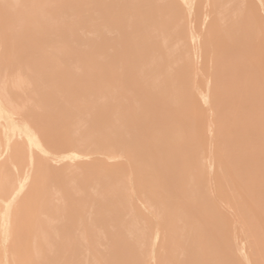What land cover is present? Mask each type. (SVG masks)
I'll return each instance as SVG.
<instances>
[{
    "label": "bare ground",
    "instance_id": "bare-ground-1",
    "mask_svg": "<svg viewBox=\"0 0 264 264\" xmlns=\"http://www.w3.org/2000/svg\"><path fill=\"white\" fill-rule=\"evenodd\" d=\"M180 1L0 0L3 264H264V0Z\"/></svg>",
    "mask_w": 264,
    "mask_h": 264
},
{
    "label": "rangeland",
    "instance_id": "rangeland-1",
    "mask_svg": "<svg viewBox=\"0 0 264 264\" xmlns=\"http://www.w3.org/2000/svg\"><path fill=\"white\" fill-rule=\"evenodd\" d=\"M170 1H172L174 4H176L177 5V3H178V8L180 9L181 7V9L180 10H182V9H185L184 7H185V4L183 5L182 4V2L180 1V0H170ZM183 5V6H182ZM184 11V10H183ZM201 21V20H200ZM196 25V28L198 29V27H197V22H194ZM206 23H208V20H207V22H205V23H202V21L199 23L198 22V26H199V30H205V28H206V26L208 25H206ZM193 24V23H192ZM205 24V25H204ZM190 25H191V23H190ZM194 25V24H193ZM192 25V26H193ZM204 27V28H203ZM113 32H115V31H112V33H110V35H112L113 34ZM114 34H116V32L114 33ZM15 63V64H14ZM17 63L16 62H13V65H12V67H11V69H14V70H16L17 69ZM16 68V69H15ZM0 133H1V127H0ZM1 135V134H0ZM40 156H41V154H40ZM53 156H51V157H47V165H48V168H65L67 165H68V163H69V161H68V163H67V160L66 159H58V157H56V158H52ZM5 158H6V156H3L2 158H0V169H1V171H2V173H5V172H8V173H13V174H17V170H19V168L17 167H15L12 163H10L8 160H7V158H6V161L4 162V160H5ZM52 158V159H51ZM85 158V157H84ZM4 159V160H3ZM49 159V160H48ZM83 159V158H82ZM82 159H80L79 161L80 162H91L92 161V159L91 158H89V157H86L85 158V160L83 159V161H82ZM86 159H88V160H86ZM112 161V160H111ZM78 162V161H77ZM2 165V166H1ZM19 165V164H18ZM24 165H26V160H25V162H24V164H23V167H24ZM27 166V165H26ZM1 167H3V168H1ZM13 167H14V170L16 171H13ZM20 167V166H19ZM17 169V170H16ZM21 169H23V168H21ZM12 171V172H11ZM24 172V171H23ZM214 198V196H212L210 199H211V201L212 202H215V201H217L216 199H213ZM137 201V202H136ZM140 202V203H139ZM136 204H139V206L141 205L142 207H143V204H142V202L139 200V199H135L134 200V205L137 207V214H138V216L139 217H142L143 215H144V211H142V210H140V207L139 206H137ZM139 207V208H138ZM141 207V208H142ZM230 210L231 209H229V210H227V208L225 209V212H226V214H227V216H229V214H228V211H229V213H230ZM187 215H189L190 217H192L193 219H195L196 221H198V220H200V218H201V216L203 215V213H202V211H197V210H192V209H188L187 210ZM209 216H210V220L213 218V211H211V212H209ZM157 218L155 219L154 218V221H155V223H154V225H156L158 222H157ZM188 230H190L189 228L186 230V231H188ZM1 233H2V230H1V228H0V235H1ZM169 231H167V234L169 235ZM201 233V232H200ZM199 233V234H200ZM202 234V233H201ZM212 234V230H210V235ZM159 239V238H158ZM154 241H155V243H156V241H158L157 239L155 240L154 239ZM159 242V241H158ZM158 242L155 244L154 242H153V247L155 248V249H158L159 247H158V245H160V244H158ZM160 243V242H159ZM213 243V240L212 239H210V242H209V244L208 245H206V246H204L203 245V252H204V256H202L201 257V259H200V261H199V263H196V264H220L219 262H217V258H216V250H214V249H216L215 248V245H214V243ZM211 245V246H210ZM158 247V248H157ZM213 247H214V249H213ZM0 248H2V246H0ZM182 249V250H181ZM162 250L163 249H161L160 251L162 252ZM185 250V251H184ZM205 250V251H204ZM210 250V251H209ZM2 251V250H1ZM182 251H184V255L182 256V254L180 255V253L182 252ZM212 251V252H211ZM183 253V252H182ZM208 253H209V255H208ZM2 252H0V264H3L2 262ZM175 256H176V258L177 259H179L180 261L182 260V263L184 264V263H191V262H186V261H188L190 258L188 257V256H191V254H190V252L188 251V249H187V247H186V244L185 243H182L181 245H179L177 248H176V250H175ZM184 257V258H183ZM152 262H150L151 264H157V259L156 258H154V259H152L151 260ZM149 263V264H150ZM170 264H174V263H170ZM221 264H230V260L228 259V258H226V259H224V260H222L221 261Z\"/></svg>",
    "mask_w": 264,
    "mask_h": 264
}]
</instances>
